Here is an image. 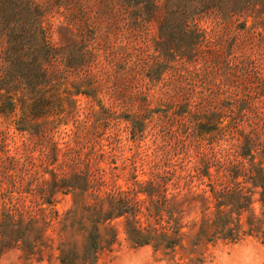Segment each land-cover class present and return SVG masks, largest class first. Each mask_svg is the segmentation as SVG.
<instances>
[{"label":"rangeland","instance_id":"obj_1","mask_svg":"<svg viewBox=\"0 0 264 264\" xmlns=\"http://www.w3.org/2000/svg\"><path fill=\"white\" fill-rule=\"evenodd\" d=\"M0 264H264V0H0Z\"/></svg>","mask_w":264,"mask_h":264}]
</instances>
